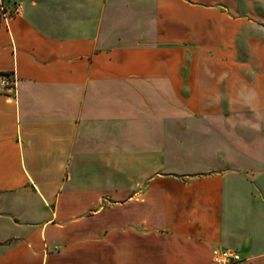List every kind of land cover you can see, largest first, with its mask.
I'll use <instances>...</instances> for the list:
<instances>
[{"label": "crops", "instance_id": "obj_1", "mask_svg": "<svg viewBox=\"0 0 264 264\" xmlns=\"http://www.w3.org/2000/svg\"><path fill=\"white\" fill-rule=\"evenodd\" d=\"M3 74L0 264H264V0H0Z\"/></svg>", "mask_w": 264, "mask_h": 264}, {"label": "built area", "instance_id": "obj_2", "mask_svg": "<svg viewBox=\"0 0 264 264\" xmlns=\"http://www.w3.org/2000/svg\"><path fill=\"white\" fill-rule=\"evenodd\" d=\"M22 14V6L18 5L12 12H7L4 9L1 11V18L4 22H9L13 17ZM0 87L5 90H11L15 88V80H10V76L3 74L0 75ZM213 258L215 264H248V260L242 258V256L233 250L216 249L213 252Z\"/></svg>", "mask_w": 264, "mask_h": 264}]
</instances>
